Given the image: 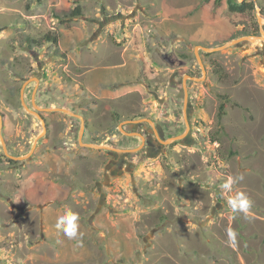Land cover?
<instances>
[{
	"label": "rangeland",
	"instance_id": "rangeland-1",
	"mask_svg": "<svg viewBox=\"0 0 264 264\" xmlns=\"http://www.w3.org/2000/svg\"><path fill=\"white\" fill-rule=\"evenodd\" d=\"M248 1L255 11L237 14L227 0H0V264H264V0ZM48 33L58 45L38 43ZM244 37L262 39L231 45ZM170 48L185 68L163 60ZM174 74L187 76L184 92L169 85ZM21 94L43 109L41 139ZM142 119L189 129L154 156L123 137ZM36 141L29 160L9 158ZM111 158L125 165L103 187ZM230 177L242 179L224 190ZM236 193L250 199L247 213L228 207ZM105 196L115 230L95 224ZM46 206L78 215L75 262L41 237ZM113 238L129 249L120 263Z\"/></svg>",
	"mask_w": 264,
	"mask_h": 264
},
{
	"label": "crops",
	"instance_id": "crops-1",
	"mask_svg": "<svg viewBox=\"0 0 264 264\" xmlns=\"http://www.w3.org/2000/svg\"><path fill=\"white\" fill-rule=\"evenodd\" d=\"M112 171L117 173L118 170L114 169ZM112 171L110 169H107L105 175H104V173L100 174V175H102V176L104 175L105 179H108L109 178L108 175L109 174L112 175ZM114 176L115 175H112V179H113ZM116 182L117 181H114L112 183L116 184ZM103 185H105V184L103 183ZM106 185L110 186L111 182L106 183ZM107 204H108V200H105V198H104L103 202H101V204L99 205V208H100V206L102 208L99 210V212L97 211L98 214L96 215V218L97 219H101L103 222H95V224L98 225L99 223H102V226L105 227L104 229H107V228H109L111 226L112 229L115 230L116 227L119 224L117 223L115 217H111V215H109V212H111V211L108 208ZM67 209L68 208L61 207V209L56 210L53 206H46L43 209V218H42V221H41V223H42L41 237L43 239L46 238V239L50 240L54 244V248H55V251H56L57 259L59 261H61V262H65V263L66 262H75L77 260V254L74 251V246H73V241L76 238L68 239L63 234L62 231L57 230L56 227H55L57 218L60 215H63L65 212H67ZM68 211H71V210H68ZM103 214H107L108 215V221H104L103 220ZM106 223H107V225L110 224V226H107ZM95 234H96V231H95L94 235ZM118 234H121V233L117 232V235ZM117 235H115V236H117ZM99 236L98 235L95 236V239L96 240L97 239L103 240V238L106 237V234H105V232H102ZM109 238L112 239V237H109ZM69 241H70V243L68 244ZM113 241H114V246H113L114 247V251H113V253H114L115 257H118V261H119L118 263H120V262L123 261L122 259L125 258L124 257L125 253H128L127 250H126L128 248L125 247V245L123 246L121 238H113ZM117 244H118V247H117ZM70 248H72V250ZM121 249H122V251H121ZM119 252H121V254H119ZM131 257H133V256L131 255Z\"/></svg>",
	"mask_w": 264,
	"mask_h": 264
},
{
	"label": "flooded vegetation",
	"instance_id": "flooded-vegetation-1",
	"mask_svg": "<svg viewBox=\"0 0 264 264\" xmlns=\"http://www.w3.org/2000/svg\"><path fill=\"white\" fill-rule=\"evenodd\" d=\"M169 51H170L169 54H167V52H166V54H164L162 56L163 60L168 62L170 64V66H172V68H175V66H177V65H178V68H185L187 63L183 60L178 59L177 57H174V55L177 56V52L175 51V49L170 48ZM182 62L184 63L183 65H181ZM189 80H191V79H189ZM168 83H169V85H171L172 89H176L177 86L179 88V86H180V90L182 92H184V88H185L184 87V78H183V80L182 79L181 80L176 79V75L174 74V75H172V78L170 81H168ZM181 91H179V89H178L179 99L184 100V96H183L184 94H182ZM71 110L76 111L75 109H71ZM36 112L39 113L40 116L43 118V116L41 115L42 113L40 111L36 110ZM142 120L146 121V123L143 121L144 123L141 122L138 124H134L135 126L131 130H128V132H126L127 135H123V137L125 139L139 138L141 140V146L140 147H143L142 150L145 149L147 152H150V151L154 152L153 153L154 156H157V155L159 156L162 154V150L165 147H167L163 143L165 142V140L167 141L168 137L175 138V137L182 136L186 133L185 130H187V128L189 127V125L186 123V129L183 130L182 132H179V131L171 132L169 125L164 126V125L157 122V123H155V127H154V126H151L152 125L151 121H148L145 119H142ZM82 123L85 124L84 121H82ZM144 125H147L148 127L150 126V128H146ZM85 130H86V127H85ZM132 133H136L137 136H128V134H132ZM191 135H192V132L190 129L189 134L183 140L190 139ZM110 161H111L110 162L111 170H113L112 166H115L118 169H122L125 165V162L123 160H116V163H114V162L112 163V158H111ZM112 173H114V172L112 171ZM103 177H104L103 183L105 184V185H103V187H106L107 186L106 183H108V181H107V179H105L104 175L102 176V178ZM100 187H101L100 185L97 186L98 190L100 189ZM105 200H107V197L105 198ZM100 204H101V202H100ZM101 208H102L101 206H100V208L98 207L97 211L99 212V210ZM97 211H96V213H97Z\"/></svg>",
	"mask_w": 264,
	"mask_h": 264
},
{
	"label": "clouds",
	"instance_id": "clouds-1",
	"mask_svg": "<svg viewBox=\"0 0 264 264\" xmlns=\"http://www.w3.org/2000/svg\"><path fill=\"white\" fill-rule=\"evenodd\" d=\"M239 179H242V177H230L221 187L224 190L230 191L233 184L238 182ZM227 205L233 213H247L251 207V201L244 193H236L227 201ZM55 227L57 230L62 231L68 239H74L77 237L79 231V217L77 214L67 211L57 218ZM227 235L228 243L235 245L237 242V233L233 229H229Z\"/></svg>",
	"mask_w": 264,
	"mask_h": 264
},
{
	"label": "water",
	"instance_id": "water-1",
	"mask_svg": "<svg viewBox=\"0 0 264 264\" xmlns=\"http://www.w3.org/2000/svg\"><path fill=\"white\" fill-rule=\"evenodd\" d=\"M261 34H262V37H264V32H261ZM262 37H244V38H241V39H238V40H235V41H233V42H231V45H238V44H240V43H243V42H245V41H250V42H255L256 40H258V39H262ZM222 48V47H221ZM221 48H218V49H206V48H202V50H204V51H208V52H216V51H219ZM170 53V51L169 52H167V54H169ZM197 58H198V62H199V64H200V66H201V68H202V72H203V77H205L206 76V71H205V67H204V65H203V62H202V60H201V58L199 57V55L197 56ZM184 63L182 62L181 63V65H183ZM187 77V76H186ZM186 77H184V87L186 86V82H185V78ZM191 80H194L193 78H191V77H189ZM28 83V82H27ZM27 83H25V85L27 84ZM25 85L23 86V89H22V92H23V90H24V88H25ZM21 100H22V104L25 106V103H24V100H23V95L21 94ZM186 105V104H185ZM26 107V106H25ZM34 108L36 109V110H38V111H40V112H42V110L43 109H41L40 107H38V106H36L35 104H34ZM26 109L29 111V112H31L32 114H34L35 116H37V118L41 121V123H42V125H43V131H42V134L40 135V137H39V139H41L45 134H46V132H47V126H46V121L40 116V114H38L37 112H35V111H31V110H29L27 107H26ZM47 111H61V112H63V113H66V114H69V115H71V116H75V117H78V118H80L82 121H83V118L81 117V116H79V115H76V114H74L73 112H71V111H69V110H67V109H47ZM142 121H144V120H139V121H130V123L131 124H138V123H140V122H142ZM2 124H3V117H2V115L0 114V129H1V127H2ZM151 124L153 125V123L151 122ZM189 129V127L187 128V130ZM85 130V127L82 125V131H84ZM180 138H182V137H175V138H170V139H168L167 141H165L164 143L165 144H169V143H172V142H175V141H177V140H180ZM36 146H37V141L34 143V146H33V148H32V150H31V152L27 155V156H24V157H19V158H15V157H11V156H9V158H11V159H13V160H20V161H26V160H29L30 158H31V156H32V154H33V152H34V150H35V148H36ZM88 147H90V148H96V149H99V148H101V147H99V146H97V145H87ZM102 148H105V149H110V148H107V147H102ZM115 151H119V150H115ZM130 152V151H129Z\"/></svg>",
	"mask_w": 264,
	"mask_h": 264
},
{
	"label": "trees",
	"instance_id": "trees-1",
	"mask_svg": "<svg viewBox=\"0 0 264 264\" xmlns=\"http://www.w3.org/2000/svg\"><path fill=\"white\" fill-rule=\"evenodd\" d=\"M211 1H214V2H218V1H221V0H205L206 3H209ZM227 7H228V10L232 13H237V14H246V13H251L253 11H255L256 9V4H255V1H248V0H244L243 2L239 3L238 0H227ZM81 16V11H80V8H77L74 12H72L70 14V17L73 19V18H76V17H79ZM249 35V33L247 34ZM59 36L58 35H55V34H47L44 39L41 41V42H38V43H42V42H47V43H52L54 45H58L59 43ZM33 43H36V40H32ZM213 67V71L217 74L219 73H222V70H221V67L219 66V64L216 62H212V65ZM224 109V105H220L219 107V112H218V115H219V118H221L222 116V111ZM9 162H11L12 164H17V162H14L12 160H8Z\"/></svg>",
	"mask_w": 264,
	"mask_h": 264
}]
</instances>
